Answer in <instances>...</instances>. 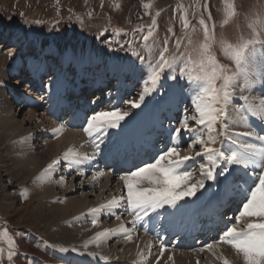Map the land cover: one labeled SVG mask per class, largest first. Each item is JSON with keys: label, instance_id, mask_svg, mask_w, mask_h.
<instances>
[{"label": "rangeland", "instance_id": "374dc122", "mask_svg": "<svg viewBox=\"0 0 264 264\" xmlns=\"http://www.w3.org/2000/svg\"><path fill=\"white\" fill-rule=\"evenodd\" d=\"M145 5H148V7H145ZM232 10H234L235 15L229 16L230 11ZM262 12H264V0H0V76L4 73H8L7 70H9L10 64L17 65L16 63L19 59L22 62L24 60H29L34 61L35 64L45 65V73H49V75H45L39 82L36 80L27 83L22 82L21 85H17V88H26L29 92L26 95L28 100L27 103H24L20 108L21 110L14 111L12 115L13 119L16 121L15 124L18 126L17 123L21 120V123L18 124L21 125L24 130H27L29 134H32L31 132L36 129V134L28 139V141L31 140L30 147H28L29 142H26L27 145L25 144L26 147L23 150L24 153H30L31 150L32 153H40L43 150L44 140L46 143H49V145L52 144L51 142L60 137V135H56V129H64L60 132L61 134L69 131H81L80 135L83 138L84 144L81 149L78 150L77 148V151L75 149L74 152L78 154V158H83L81 157L82 155L85 157L91 156L95 149H89V144L91 145L93 142H89L90 137L87 133L82 131L84 127H87L86 120L83 119V125H81L82 128L77 127L75 128V131L70 130V126H75V124L78 123L75 118L79 116L77 111L80 108L83 109L81 105L84 103L91 105L93 101L99 100V102H101L95 109L84 111L82 116H80L81 118H84L85 113L90 116L94 112L117 107V104L115 103L116 100L121 102L125 97L129 99L134 97L138 98V93L143 89V86L138 84L139 80H141L139 79V76L134 79L132 74L123 75V77H118L117 75L113 78L108 76L105 77L107 74L106 72L110 67H107V71L104 70L101 78H106L107 80H103V83H105L103 89H100L98 85L91 83L96 82L101 75L96 68L99 65L95 64L93 67V65H91V60L94 58L95 61L101 62L108 58L109 61L112 62L114 68L121 67L125 64L131 66V68L133 66L134 68H137V70H143L146 72L142 75L145 81L147 75L150 73L149 64H154L155 61L159 59V54L163 51L165 46L168 48L166 57L174 58V64L171 70L166 69L165 73L162 74L160 82L161 86L163 89H168L169 87L176 85L178 90L181 91L182 89L181 93L184 97L188 96L187 99L191 105L189 107L187 106V108L185 107V105L189 104L186 98H182L178 102L176 100L172 106H175V109L178 110L173 111L178 119L171 120V118H173V116L169 115V112L172 111V109H170L171 106L163 111H158L156 106V99H158V97L156 93H153V96L146 97L145 104L148 105V108L145 111L150 113L154 119L162 121V125L156 127L161 136L158 137L159 140L157 139L155 141L157 142L154 144L155 147H157L158 144L160 146L161 143L165 145L164 148L171 146L170 138L172 131L175 127L179 126L181 114L186 112L195 114V105L191 103L192 99L189 98H195L194 95L192 96L191 89L195 88V90H198L199 92L202 82L191 81L189 79V73H191L192 76L198 74L195 65L189 63V61L193 59L191 52L192 46L204 43V25L208 26L212 38V52L216 57L217 63L228 68L229 74H231L233 71L237 70V64L233 58L232 50L226 49L223 44H231L235 46L241 38L248 39L251 32V29L248 28V19L256 18ZM185 19L188 21V28L184 27ZM226 19L228 20L227 23H225ZM201 20L204 22L203 25L200 23ZM40 41L42 45H45L39 46L38 43ZM177 41L181 42L179 49L176 47ZM68 44L73 45L79 54L80 50L89 54V63L84 66L82 73L78 71L74 64H70L72 65V70H66L65 67H61V65H63L61 63V48L63 45ZM254 48V53L250 51L241 62L237 82L238 80L243 81L242 83L239 82V84H243L249 78H252L250 74H253L252 71L254 68H257L256 70H260V68L264 69V55L261 54L264 52V43H258ZM57 49L59 52H57ZM43 54H45V57H43ZM141 57H143V60L140 59ZM101 67L102 65L99 66V68ZM180 68H185L184 76H181ZM249 68L251 69L249 70ZM133 72L134 71H132V73ZM169 72H171L172 76L178 77L175 82L170 78H166L168 77ZM59 73L67 74V82H65L67 99L71 97L69 91L72 87L78 86L79 88H86L88 85L92 84L95 87L93 92H88L90 93L89 95L88 93L85 95L82 94L80 95V99H76L73 104V109L77 113L75 116L70 114L64 108L60 109L62 106L59 105L58 113L57 111L54 112V107L50 104L48 97L49 90L45 89L44 85L50 82V75L53 78H57L59 77ZM15 75L18 74H14L13 76ZM128 77H131V79H127ZM10 78L11 76L6 80L7 83L0 85V88L4 86H13L12 88L15 92L9 98V100L12 101L17 98L20 93V91L16 90L14 87L19 78L14 79L13 77V80ZM189 84L192 85L191 89L188 87ZM109 85L112 86L109 87ZM126 87V93L122 98L116 99L115 93L117 91L123 93V89ZM121 88L122 90H120ZM87 89L88 88L84 90L86 91ZM233 94L234 98L231 99L225 107V114L223 117L226 119L227 114L230 115L241 112L240 114L242 118L250 116L249 118L255 126L264 127V122H262L263 117L258 119L255 114V111H257L256 109L258 108L256 107V109H252L250 103H246L248 100L251 102L254 98L249 91L244 90L242 92L241 88H236L233 90ZM108 95H111V98L107 103ZM197 95L199 94H196V96ZM154 96L155 99L153 98ZM245 96H247L246 100L244 99ZM254 101H256V99H254ZM257 102L259 103L258 106L264 108V99H259ZM121 106H126L124 108L130 109L129 105H123L122 102ZM143 107L144 106L142 105V108ZM31 110L34 111L33 118L29 113ZM140 111V109H130L131 113H137ZM157 115H159V118L156 117ZM50 117L52 118V123H54V125L51 126L48 124L45 127L46 129H43V127L39 128L42 122L45 123V120ZM234 117L237 118L238 116ZM219 121L220 120L217 122L219 123ZM7 127L10 128L9 125ZM52 127L55 129H52ZM189 127L193 130L200 129V132H197L196 134H204L206 136L205 130L201 129V126L195 125L194 122H190ZM10 129V131L13 132H11V135L9 136V145L7 142L0 143V180L2 181L0 183V264H59L60 259H57V257H66L67 254L61 253L59 251L60 248L52 242H49V229L53 230L52 226L41 222L40 220L42 218L39 217L38 213L33 209V206H30L31 200L26 194L28 187L23 184L18 187L19 184H16L14 179L11 178L13 175H10L9 177V174L12 173L11 163L7 161L8 158L4 156V154H6L4 148L5 146H9V150H11L10 153L13 157L19 156L20 154H17V147L19 148L20 145V138L18 139L19 134H13L15 133V130L13 128ZM53 130L55 132H53ZM6 131L7 130L5 129L2 130L0 133L1 137L2 133L7 134ZM261 132L264 133V128L261 129ZM37 133H39V135ZM29 134L26 135L29 136ZM189 139L190 137H184L183 141H179L181 146V157L195 156V153L198 151L199 145H196L193 148L187 147ZM219 141L221 143V148H224L228 144L231 146L232 144V139L225 140L220 136L217 137V142ZM167 142H170V144L167 145ZM29 148L30 151L28 150ZM156 151L158 153L160 152L158 150ZM248 155L250 158L254 157L251 153H248ZM57 158L58 160L56 161L62 163L61 154ZM196 158H199V161L203 156L195 157V160ZM195 160L187 162V164L192 162L189 169L187 164V166L185 165L184 167H186L187 170H191L193 168L192 164ZM95 165L98 166L99 164ZM110 165L111 163L105 167V172H110V170L113 169L112 165ZM84 167L85 165H76L73 166V169L81 170ZM44 170H46V168ZM66 170L69 171L68 168ZM49 171L55 175V179H60L61 182H63L62 184H66L65 186L71 184L74 189L72 190V194H67L66 196L61 193V189L56 190L55 194L60 200L63 197L71 199L74 197L80 198L83 195L86 197L90 196L87 198L88 202L104 200L105 197H109L110 201L114 198L119 199L121 196L124 197L125 201L127 199L125 188L123 190L122 188L119 190L113 188L110 192H106L105 194L102 193L100 185L93 183L91 180V177L93 178L95 176L94 174H91V176L86 178L80 176V178L74 182L77 175L75 177L64 175L63 169L58 170V164L54 169ZM247 173L249 177L252 176L251 170L243 172L244 175H247ZM115 174L116 173H114V175ZM3 175L7 176V178L3 177ZM81 175L83 176L84 173ZM237 177L241 178V176ZM118 178L119 175L116 176L115 181H117ZM90 180L92 181L91 187L88 185L91 183ZM115 181L111 182V184L114 183L112 186L116 185ZM239 184L238 193H240L241 189H245L248 183L247 180H244L243 182L240 180ZM10 194L15 196V205L12 210H7L5 205L10 203V200L8 198L6 199V197ZM225 208L220 216L223 221L229 216L227 212L226 218L224 217V215H226ZM118 214L121 215L120 220L115 219V217H112L110 220L109 225L111 224V231L106 229L103 231L111 232V239H113V236L116 235V231L120 229V234H118V236L121 237L119 239L120 241L114 238L110 244L111 246L117 244V247L114 246V248L110 250L111 260H116L121 255L123 257L128 253L130 254L134 252L131 248L129 250L128 248L126 249L124 245L119 246V242L126 240L123 235L124 233L121 231V226L129 219V217L131 219L129 220L132 223L133 217L131 215L128 216L127 214H123L121 211ZM236 214H238V211ZM158 218V221L163 223L164 219L162 217ZM155 219L157 218L155 217ZM244 220L245 217H242L240 222L235 224L238 230L246 229V225L242 226L244 223H241ZM87 221L88 220H85V222ZM234 223L235 222L231 223V226H233ZM113 224H115V226ZM116 225L119 229H115V227H117ZM129 228H132V226H129ZM131 230L140 236L143 234L141 230L138 231L137 225L136 229L132 228ZM222 230L223 229H219V231H215L212 236H210L212 232H208V235H204L203 237L207 241L211 240V238L215 239V243L219 240L218 237L221 236L220 234H222ZM80 237V235H77L76 239H79ZM195 237L199 238V233ZM85 244L86 242L83 244L81 242V245ZM68 245L66 246L67 249H76L75 252L71 253H76L75 255L83 254V259H78L77 261L79 264H92L93 261L100 259L99 257L94 258V254L92 253L79 252L81 250L77 249V243L75 242H71ZM195 246L197 247V245ZM229 246L230 245L226 247L227 249L221 250L222 258L224 256L229 260L231 257L232 260L238 261L231 264H243L242 255H238L231 246L230 250ZM134 248H136V246ZM147 248L148 250L140 248L138 255L136 254L134 256H138V258L145 261L146 264H150V262L151 264H163L160 263L163 260L157 256L160 248L154 239L152 240L148 238ZM202 248L204 249L203 251H201ZM115 249L117 251H115ZM195 250L201 252L196 253ZM195 250L193 252L191 251L192 253L190 254H179L177 257H180L181 259L186 258V263L183 264H224L223 261H218V257H214V255L211 256L208 251H205V245L201 248H196ZM9 252L15 253L11 261L8 260ZM88 258L90 260H88ZM126 258H128V255ZM174 259L170 262L172 264H178L173 263ZM111 264H113V261H111ZM122 264L135 263L126 261V263L123 262Z\"/></svg>", "mask_w": 264, "mask_h": 264}, {"label": "snow or ice", "instance_id": "6c2138e0", "mask_svg": "<svg viewBox=\"0 0 264 264\" xmlns=\"http://www.w3.org/2000/svg\"><path fill=\"white\" fill-rule=\"evenodd\" d=\"M148 7V5H145ZM234 10L230 11L229 16H234ZM228 20H225L227 23ZM203 25V20L200 21ZM184 27L188 28V21L185 19ZM251 29V28H249ZM254 29H251L248 39L241 38L237 45L223 44L226 49H231L233 58L237 64V70L229 74V69L217 63L216 57L212 52V38L207 25H204V43L193 45L191 48L193 59L189 63L194 64L197 75L189 73L191 81L202 82L199 95L192 99L195 105V114L186 112L181 114L179 126L175 127L171 135V146L166 150H161L154 160L135 163L134 158L144 153L152 144V131L162 125L145 110L146 97L157 94L156 106L158 111H163L173 105L176 101L177 90L174 86L163 89L161 86L162 74L166 69L171 70L174 58L166 57L167 46L159 54V59L154 64H149L150 73L144 81L138 99H127L122 101L130 106V109H140V112L131 113L130 109L115 107L109 110L94 112L90 116L84 114L87 127L83 131L92 139L95 151L91 156L78 158V154L69 150L64 154L63 160L69 164H77L83 160L95 161L97 157L103 155L106 159L120 161L124 174L119 175L127 190V199L121 196L114 198L109 204L104 205L106 209H123V214L131 215L132 228L135 229L138 222L144 221L155 214V217H162L167 226L178 229L191 222L193 227L204 215H215L219 209L230 202H234L237 195L238 185L241 178L232 172L233 165L243 164L247 167L246 157L236 151L227 153L221 148H214L211 145L217 143V132L215 127L218 120L225 114V107L234 98L233 90L241 88L250 90L255 80L249 78L243 84L237 82L239 67L246 55L251 51L254 53V46L261 43L256 37ZM167 43V42H165ZM191 43V41H190ZM180 41L176 47L180 48ZM57 52L59 50L57 49ZM264 55V52L261 53ZM143 60V57L140 58ZM63 65L74 64L78 71L82 73L84 66L89 63V54L71 45H65L61 56ZM125 64L123 67H126ZM115 71V69H114ZM181 76L185 75V68H180ZM176 81L178 77L172 76L169 72L168 77ZM49 83L45 84V89L50 90V99L57 105L62 106L66 111L74 116L77 114L70 101L67 99L65 89L61 80L49 77ZM219 82V86H218ZM188 87L191 89L192 85ZM182 91V89H181ZM247 99V96L244 97ZM95 102V101H93ZM142 105L144 106L142 108ZM131 115V119H126ZM143 118V119H142ZM142 119V122H141ZM190 122L201 126L205 130L204 134H196L200 129L193 130L189 127ZM219 132L223 139L228 138L226 126ZM183 129V132L181 131ZM63 129H57L59 135ZM235 136L255 137L256 140L264 142V135L255 131H245L234 134ZM182 137H190L187 143L188 148L199 145L202 151H197L195 156H180L181 146L179 141ZM244 153H251L254 157L264 160V148L255 149L251 144L241 146ZM203 156L204 160L199 164V179L193 180L194 172L185 170V165L195 157ZM60 161H53L48 165V170L55 168ZM111 166V165H110ZM260 171L255 175V184L247 194L242 206L238 209V214L232 217L235 222L233 226L227 227L226 231L218 241L208 243L205 247L209 250L218 244L230 245L238 255H242L243 264H264V164L258 165ZM47 171V170H46ZM98 176H104L103 171L97 170ZM206 182H208L206 184ZM148 187H144V184ZM199 192V195L197 193ZM194 198V199H193ZM102 209L94 208L92 213L100 212ZM242 217H256V222L247 224L246 229L238 230L235 224L239 223ZM115 219L120 220L121 215L117 214ZM93 225L97 223L92 221ZM124 238L131 241V232L121 226ZM108 232L98 233L99 237H107ZM88 245L86 244L85 247ZM166 246L161 244L160 253L163 256ZM204 249L202 248L201 251ZM61 253L75 252L76 249L60 248ZM15 253L9 252L8 260H12ZM171 258V257H170ZM70 264L69 256L61 257ZM102 259H105L102 257ZM224 264H228L225 260Z\"/></svg>", "mask_w": 264, "mask_h": 264}, {"label": "bare ground", "instance_id": "6f19581e", "mask_svg": "<svg viewBox=\"0 0 264 264\" xmlns=\"http://www.w3.org/2000/svg\"><path fill=\"white\" fill-rule=\"evenodd\" d=\"M38 44H39V46L45 45V44L42 45L41 41ZM64 46L65 45H63L61 48L62 49L61 56L63 54ZM78 52H79V50H78ZM77 54H79V53H77ZM43 57H45V54H43ZM20 61H21L20 59L17 61V63H16L17 65L10 64L9 70H7L8 73H4L0 76V85L3 83H7L6 80H8L10 76H11L10 79H12L13 77H14V79L19 78L17 83H15L16 86H14V87L16 88V90L20 91L19 96L11 101V100H9V98L15 92L12 88L13 86L12 87L11 86L10 87L4 86V87L0 88V133L2 132L3 129L7 130L6 131L7 134L2 133V137L0 135V143L1 142H7L9 145V136L11 135V132H13V131H10L11 130L10 128H13L15 130V133H13V134H16V133L19 134L18 139L20 138V145H19V148L16 146L17 152H18L17 154L20 153L19 156L13 157L10 153L11 150H9L10 149L9 146H5V148H4V150L6 152V154H4V156H6L8 158L7 161H9L11 163L12 173L9 174V177H10V175H13V176H11V178L14 179L16 184H19L18 187L22 184L26 185L28 187V190H26V194L29 196V198L31 200L30 206H33V209L36 211V213H38L39 217L42 218L40 220L41 222L47 223L49 226H52L53 230L49 229V231H50L49 232L50 236L48 237V240H50L49 242H52L58 248H64L71 242L77 243V249L81 250L79 252H82V253H88L89 252V253L94 254V258L95 257L100 258L99 260H97L98 262L93 261L92 264H111V261H113V264H117L120 262L126 263V261L132 262L135 264H146L145 261L140 260V258H138V256L136 257L134 255H136V254L138 255V251H140V248L148 250V248H147L148 238L152 239V240L154 239L155 241H158L161 244L166 245L167 244L166 241L169 240L170 236H173L177 230H181V234L183 232H187V231L194 232L195 233L194 235L189 234L186 237H182L185 234V233H183V235L180 238H178L174 243L167 244L168 246L166 247V250L164 251L163 256H161L160 251L158 252L157 256L163 260L160 263L172 264L170 261H172L179 254H184V253L190 254L196 248L203 247V245L206 246L208 243L215 244L214 243L215 239L211 238V240L207 241L203 237L204 235H208V232H212L210 235V236H212L213 233H215V231L217 232V231H219V229H223L221 231L222 234H220L222 236L223 232L226 231L227 227H231V223L234 222L232 220V217L237 213L239 207L242 206V203L246 199L247 194L250 192L251 188L255 184V175L260 171L258 165L264 164V160H261V159L256 158V157L250 158L248 153H244L243 148L241 147L244 144H251V145H253V147L255 149L259 150V149L264 148V142H260V141L256 140L255 137H243V136H235L234 135L236 133H241V132H245V131H255L258 134L264 135V133L261 132V129H263L264 127L263 126H260V127L255 126L252 123V120L249 118L250 116H245L242 118V116L240 114L241 112H238L236 114H230V115H228L226 113L227 114L226 119H225V117H222L220 119L219 123L217 122L216 126H215L217 129V132L213 133V134L218 135V136H219V132L224 130V128H222V125L226 126V130L228 133L227 139H232L231 146L228 144L224 148L223 147L221 148L220 141L214 145H211V147L221 148V150H224L227 153H230V151H236L238 154L246 157V163L248 165L247 167H244L243 164L232 166V172L234 173V175L241 176V181L243 182L244 180H247V183H248L246 185L245 189H241L240 193H238L239 191L237 190V195L234 199V202H230V203H233L235 205V209H234L233 213L228 212L227 214L230 216L229 217L227 216L228 218H226V220H224V221L222 220V218L220 216H221L222 211L224 210L225 207L221 211L219 209V211L215 215L201 216L199 218L197 225L198 226H199V224L202 225V228L199 227L198 231L195 229V227H193L191 225V222H185V225L183 227L178 228V229L170 228L167 226L165 220L163 221V223H160L158 221L159 218L156 217L157 219H155V214H153L152 217L146 218L144 221H142L143 224L145 225V227L143 226V224L141 222H139L137 224L138 231L141 230L143 232L142 236H140L139 234H137L133 230H131L132 228H129V226H132V223L130 221L131 219L129 217L130 220L128 219L123 224V227L128 229L131 232L132 239H131V241H129L127 239L122 240V242H119V246L124 245V247L126 249L128 248V250L131 248L134 251V252H132L134 254L128 253V254H126V256L128 255V258H126V256L122 257V255H121L118 259L111 260V251L110 250L113 249L114 246L117 247V244H115L113 246H111L110 244L112 243L114 238L117 240H119L121 238L118 236V234H120V232H119L120 229L117 226L118 223H117V225H116L117 227H115V229H119V230H117L118 232L116 231V235L113 236L114 237L113 239H111V232H108L109 235L107 237H99V239H97V236H98V233L103 232L104 229L111 231V224L109 225L111 218L115 217L120 211L123 212V209H106V208H103L104 205L109 204V202H110L109 197H105L104 200H98V201L96 200L97 202H95V201L88 202L87 198H89L90 196L86 197L84 195L80 198L74 197L71 199H66L65 197H63V198H61V200L58 199L57 195L55 194L56 190L61 189L60 190L61 193H63L66 196L67 194H72L73 193L72 190H74V189L72 188L71 184L69 186H65L66 184H62L63 182H61L60 179H55V175L53 173H51L49 170H47V168H48L47 164L49 165L51 161H52L51 162V164H52L54 160L55 161L58 160L57 157L61 154L62 163L58 164V170L63 169L64 175H66V176L75 177L77 175V177H75L74 182L78 178H80V176L86 178L88 176H91V174H94L95 176L93 178L91 177V180L93 181V183L100 185V188L102 189L101 191L104 194L106 192H110L111 189H113V188H117V190H119L120 188H122V190H123L125 188L123 181L118 178L119 180L117 179V181H118L117 182V181H115V178L117 175L123 174L122 167H126V166L122 165L120 161L106 159L102 155L101 158L97 157V159L95 161L83 160V162L80 163L79 165H85V167L82 168L81 170L80 169H73V166H76L77 164H74V163L69 164L68 162H65L63 160V157H64V154L66 152H68L69 150L75 151V149H76V151H77V148L79 150L83 147L84 141L80 135L81 131H79V132H70L69 131V132H65L62 134L59 133L60 137L57 138L56 140H54L53 142H51L52 144H50V145H49V143H46L44 140L43 150L40 153H35V152L32 153L31 152L32 150L30 151V148L28 149L30 151V153H24L23 150L25 149V147L27 145L26 142L28 141L29 137L31 138V136L33 137V135L36 134V129L33 130V132H31L32 134H29L27 132V130H24L21 127V125L18 124V123H21L20 122L21 120L17 123L18 126H16V124H15L16 121L13 119L12 115H13L14 111L21 110L20 108L22 107V105L24 103H27L28 100H27L26 95L29 92L26 88H17V85H21L22 82L27 83V82H33L36 80H38V82H39L43 79V77L45 75H49V73H45V70H44L45 65L35 64L34 61H29V60L28 61L24 60L23 62L22 61L20 62ZM95 64H98L99 66L102 65L101 68H99V66L96 67L98 69V71L101 73V75L99 76V79L96 82H91V83L98 85V87L100 89H103V85L105 83V82L103 83V80H105L106 78L102 79L101 77L104 73V70L105 71L108 70L107 67H110V68L106 72L107 74L105 77L108 76L110 78H113L115 75H117L118 77H123V75L132 74L133 79L137 78V76H139L140 77L139 79H141V80H139L138 84L141 86H144V78L142 75L145 74L146 72L143 70H137V68H134L133 66L131 68V66H129V65H127L126 67H122V66H124V65H122L121 67H116L117 68L116 69V68H114L112 62H110L108 58H107V60H104L101 62L95 61V59L93 58L91 60V65H93V67H94ZM71 66L72 65H70V64L66 65V66L61 65V67H65L66 70H68V69L72 70ZM251 68H249V70ZM263 68H264V65H263ZM11 69H13L14 71ZM114 69H115V71H114ZM256 69L254 68L252 71L253 74H250L251 77L255 80V83L252 85L250 90H247V91H249L251 96L254 98H253V100H251L252 103L250 102V100L246 101V103L247 104L250 103V105L252 106V109H256V107L258 108V109H256L257 111H255V114L257 115L258 119H261V117H263L262 122H264V108H262L261 106H258L259 103L257 102V100H259V99L260 100L264 99V69H262V68H260V70H256ZM132 71H134V72L132 73ZM65 73H66V71H65ZM14 74H18V75L13 76ZM62 74L59 73V77H57V79L62 81L63 87L65 89V82H67V80H66L67 74H64V73H62ZM246 74H248V73H246ZM127 79H131V77L130 78L128 77ZM119 81H123V80H119ZM242 81L243 80H241V81L238 80V83L239 82L242 83ZM111 86L112 85H109V87H111ZM174 87L177 90V94H176L177 102L179 100H181L182 98L187 99L188 96L184 97V95L181 93L180 90H178L176 85H174ZM86 88H88V89L85 91L84 89H86ZM86 88H82V87L79 88L78 86H76V87H72V89L69 91L71 94L70 95L71 97H69L68 99H69L70 103L72 104V107H73V104L76 101V99L77 100L80 99V95H82V94L85 95L89 91L93 92L95 89L93 84L88 85ZM120 90H122V88ZM126 90H127V87L123 89V93H121L120 91H117L115 93L116 99H121L122 96L126 93ZM191 92H192V96L194 95V97H196V94H199L198 90H195V88H192ZM48 94H49L48 97L50 100V104L54 107V112L57 111V113H58V111H59L58 107L59 106L57 104H55L50 99V95H51L50 90L48 91ZM152 96H153V94H152ZM110 98H111V95H108L107 103L110 100ZM153 98L155 99V96ZM127 99H129V98L125 97L122 101H126ZM130 99H138V98L134 97V98H130ZM189 99H193V98H189ZM254 99H256V101H254ZM99 101L92 102L91 105H89L88 103L82 104L81 107H83V109L80 108L77 111L79 116L77 118H75L78 123L75 124V126H70L71 127L70 130L75 131V128H77V127L82 128L81 125H83V119L84 118H81L80 116H82V113L84 111H91L92 109H95L96 107H98L101 103ZM187 101L189 102L188 99H187ZM121 102H119L118 100L115 101V103L117 104V107H122V108L126 107V106H121ZM123 105H127V104L123 103ZM190 105L191 104L189 102V104L185 105V107L187 108V106L189 107ZM176 106H177V103H176ZM76 107H77V105H76ZM62 108L63 107H60V109H62ZM170 109H172V111L169 112V115L173 116V118H171V120L178 119V118H176V115L173 112V111H178L175 109V106L171 105ZM29 113L32 117L34 114V111L31 110ZM228 113H231V112H228ZM234 116H238V117L236 118ZM156 117L159 118V115H157ZM78 118H79V120H78ZM130 118L131 117L129 116L127 119H130ZM42 120H43V118H42ZM73 121L76 122L75 120H73ZM141 121H142V119H141ZM158 121H160V120H158ZM52 122H53V120L51 117L49 119L47 118V120H45V123L42 122V124L40 125L39 128L43 127V129H46L45 127L48 124H50L51 126L54 125V123H52ZM6 125L7 126L9 125L10 128H8ZM228 127H229V129H228ZM53 128L54 127H52V129ZM82 131H83V129H82ZM181 131L183 132V129H181ZM53 132H55V131L53 130ZM26 134H29V136H27ZM37 134L39 135V133H37ZM24 135H26V136H24ZM160 136H161V134L159 133V130H157V128H155L152 131V136H151L152 143H154V144L157 143L155 141ZM183 139H184V137H182L180 139V142L183 141ZM205 139H207V135L205 136ZM89 140H90L89 142H92V140L90 138H89ZM28 142H29L28 147H30L29 145H31V140ZM169 144H170V142H167V145H169ZM51 147H52V150H51ZM164 147H165V145L161 143L160 147H158V148H153V150H151V149L146 150L144 153H142L139 156L134 158L135 163H141L144 161H149V162L153 161L155 156L158 153L156 150H158V151L166 150L167 147L166 148H164ZM89 149H95L93 143L91 145L89 144ZM198 151H202L200 146L198 148ZM54 155H55V157H54ZM81 157H85V156L82 155ZM198 159L199 158H196V160L192 164L193 168L191 170L194 172L193 180L199 179V164L201 162H203V160H204V158H200L199 161H198ZM85 163H87V164H85ZM110 163H111L113 169L110 170V172H105V167ZM191 163L192 162L187 164L188 169H189V167H191V165H190ZM95 164H99V165L97 166ZM45 168L47 171L44 170ZM67 168L69 169L70 172L66 170ZM101 168H103V169H101ZM97 170L104 171L105 175L102 176L103 178L101 176L97 175ZM185 170H187L186 167H185ZM246 170L247 171L251 170L252 176L249 177L248 173H247V175H244L243 172ZM82 173H84L83 176L81 175ZM114 173H116V174L114 175ZM3 177L7 178V176H4V175H3ZM92 181L90 184H88L90 187L92 185ZM114 181H115L116 185L112 186V184L114 185V183L111 184V182H114ZM1 182L2 181L0 180V183ZM207 183L208 182H206V184ZM143 186L148 187V185L146 183ZM239 186H240V184L238 185V188H239ZM125 190H126V188H125ZM126 192H127V190H126ZM197 195H199V192L197 193ZM7 198L10 200V203H7L5 205V208L7 210H12V208L15 205V196L10 194L9 196L6 197V199ZM94 208L102 209V210L100 212H97V213H92L91 210ZM226 209H227V206H226L225 210ZM226 215H224V217ZM85 220H88V221L85 222ZM93 220L97 221V223L95 225H93V223H92ZM256 221H257L256 217H245V220L241 223H244L242 226H245V225L247 226L248 223L256 222ZM113 225L115 226V224H113ZM147 227H150V228L154 227L156 229V231L154 233L149 232L146 229ZM135 229H136V227H135ZM198 233H199V238L195 237L196 235H198ZM201 233H204V234H201ZM148 234H154L156 237L148 235ZM77 235H80L81 237L79 239H76ZM220 237H218V238H220ZM193 238H194V240L190 243V240H192ZM81 242H82V244L84 242H86V244L88 246L85 247L86 244L81 245ZM176 242H178V250H174V247H173V245ZM195 245H197V247ZM135 246H136V248H134ZM226 247H228V245L222 243V244H218V246H215L211 250L206 248L205 251H208L211 254V256L214 255V257L215 256L218 257L219 262H222V261L224 262L225 260L230 264L238 262L236 260H232L231 257L229 258V260L226 259L224 256L222 258L221 250L227 249ZM229 248L231 250L230 246H229ZM135 250H136V252H135ZM115 251H117V250L115 249ZM151 251H153V250H151ZM129 252H131V251H129ZM195 252L198 253L201 251L195 250ZM226 252H227V250H226ZM66 254L70 258V264H79L77 262L78 259H80V260L83 259V254L82 255H75L76 253H71V252L66 253ZM171 256H172V258H170ZM61 257H64V256L57 257V259H60L59 264H68V262L64 259H61ZM102 257L105 259H102ZM190 257H189V259H190ZM114 258H117V257H114ZM185 259H181L180 257H177L174 259L173 263L183 264V263H186ZM88 260H90V259L88 258ZM122 263H120V264H122ZM150 264H151V262H150Z\"/></svg>", "mask_w": 264, "mask_h": 264}, {"label": "clouds", "instance_id": "9594fccd", "mask_svg": "<svg viewBox=\"0 0 264 264\" xmlns=\"http://www.w3.org/2000/svg\"><path fill=\"white\" fill-rule=\"evenodd\" d=\"M248 28L254 29L257 38L261 43H264V12L256 18L248 19Z\"/></svg>", "mask_w": 264, "mask_h": 264}]
</instances>
